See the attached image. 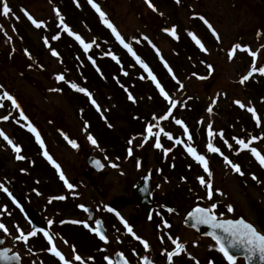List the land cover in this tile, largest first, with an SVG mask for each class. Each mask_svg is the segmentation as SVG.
I'll use <instances>...</instances> for the list:
<instances>
[{"label": "rangeland", "instance_id": "rangeland-1", "mask_svg": "<svg viewBox=\"0 0 264 264\" xmlns=\"http://www.w3.org/2000/svg\"><path fill=\"white\" fill-rule=\"evenodd\" d=\"M5 3L11 12L7 17L2 15L0 6V132L4 134L0 136L1 202L8 204L3 195L8 193L7 184L17 185L22 179L40 190L44 179L50 186L59 182L67 187L45 158L43 153L47 151L68 183L72 182L69 191L78 193L73 203L77 204L78 229L67 236L80 237L81 252H85L88 243L81 234L82 220L86 221L82 207L89 204L90 195L97 193L105 201L118 194L129 195L128 190L131 192L144 172L156 176L169 174L173 176L170 189H176L173 185L178 189L177 194L171 190V196L164 195L169 201L166 206L171 208L175 204L177 212L157 213L156 205L154 221L143 223L127 238L142 254L152 252L158 264L169 263L167 254L170 249L176 251V242L184 250L172 258L173 264H228L213 242L197 239V233L182 225L183 218L195 206L215 205L214 214L219 218L241 217L264 234V166L250 150H242L237 143L243 140L249 149L254 148L264 156V75L257 71L241 83L252 69L253 56L240 50L249 49L255 54L256 68L264 67V0H179V3L177 0H92V3L6 0ZM93 3L135 56L117 40ZM25 12L43 26L37 28ZM204 20L212 26L211 30ZM64 27L73 35L65 32ZM173 28L175 36L169 34ZM77 35L91 45L87 52L75 39ZM192 35L200 40L205 51ZM236 45L240 49L230 58ZM137 58L147 65L169 99L176 103L175 108L161 95ZM59 76L64 79L58 81ZM70 85L85 89L95 105ZM4 93L17 101L19 109L4 98ZM248 109L255 110V117ZM170 110L171 116L162 119ZM21 111L26 121L20 119ZM176 121L187 127L191 141ZM29 123L39 133L43 149L36 135L28 130ZM149 126H154V133L163 129L173 139L161 133V148H156V137L147 133ZM89 136L96 140V145L89 141ZM176 139L182 143L176 144ZM210 140L219 153L207 150ZM69 141L78 147L73 148ZM189 144L206 158L211 176L186 151ZM13 145L21 149L19 155L23 159L16 158ZM90 156L103 161L105 168L100 172L90 170L86 163ZM113 164L116 167H111ZM234 166H239V173ZM122 172L126 177L118 182L123 178ZM201 178L205 185H201ZM153 181L159 183L157 178ZM122 182L127 184L126 188H122ZM207 184L212 186L211 199ZM155 195L158 198L163 194L157 189ZM38 200H45L42 193ZM6 211L11 213L10 208ZM158 216H162L161 223H155ZM4 217L5 211L0 208V221L7 223L5 234L11 237L10 224L14 221ZM115 223L123 233L120 222ZM141 241L148 244L147 250H143ZM236 261L244 264L242 259Z\"/></svg>", "mask_w": 264, "mask_h": 264}, {"label": "flooded vegetation", "instance_id": "flooded-vegetation-1", "mask_svg": "<svg viewBox=\"0 0 264 264\" xmlns=\"http://www.w3.org/2000/svg\"><path fill=\"white\" fill-rule=\"evenodd\" d=\"M98 160L103 167L96 172H100L105 168L103 161L100 159ZM90 170L95 171V169L92 168H90ZM120 174H122L123 178L118 179V182L123 181V179H125L124 177H126L125 173L122 172ZM144 176H148L151 188V210L147 215L143 211L141 204L133 196L135 185L139 183ZM172 177L173 176L166 173L156 176L151 172H144L134 187L132 186L131 192L128 190L130 193L129 195L118 194L116 197H112L106 201L103 197L101 198V195L99 197L97 193L90 195L89 204L82 207L86 221L85 219L82 220L83 226L81 225V228L83 230H81V234H83V239L88 241L85 246V252H81L82 248H80L79 243L80 237L79 239H76V237L73 238L67 236L68 234H71L70 232H74L73 230L78 229V223L76 221L78 218L76 211L77 204H73L74 195L78 198L76 190H72L71 193L69 191L71 189L63 184H59V182H57V185L53 183V186H50L49 184H46V181H48L47 179H44L45 184L42 186L41 190L29 185V182L24 179L20 182H16L17 185L7 184V188L9 189L8 193L3 195H5L8 204L5 205L3 203L4 201L1 202L0 200V208L2 211L3 209L5 211L4 218H9V222H14L10 224L9 233L11 237L5 234L4 230L0 229V247L7 248L10 255L18 256V264H81L80 261L75 259V256L77 255L81 257L83 264H108L109 260L115 264V254H118L119 256L122 255L129 264H142V261L146 256L149 257L150 261L158 264L157 260L153 258L154 254L152 252L150 254H144V251L142 254L141 249L134 246V242L131 244V241L127 239L130 233L125 227V223H127L132 231L136 232L143 223L154 221L152 215L157 212L155 208L156 205L159 207L157 213L171 214L177 212V206L175 204L171 208L166 206L169 201H166L165 197L171 196L172 193L170 192L172 191H175L173 194L178 193V189L175 185H173V188L176 189H170L169 181H171ZM154 178L159 179L158 184H154ZM162 179L165 180L162 181ZM121 184L123 185L122 188L127 187L126 183L122 182ZM93 188L95 190L94 192H97V187L93 186ZM157 189L163 194L158 198L155 195V190ZM41 193L45 200L39 201L38 196ZM61 196L64 197L63 200L57 199ZM22 200H24V203L28 207L33 209V211H31L30 221L25 218L17 207V202L20 203ZM9 208L11 209V213L6 211ZM109 208H111L112 211H107ZM122 219L125 223L121 222ZM161 219L162 216H158L155 223H161ZM49 221H51V224H49ZM97 221L100 222L101 231L106 236L107 243L100 240L95 234ZM115 222H120L119 225H122L120 227H123V233ZM0 224L3 223L0 221ZM3 225L5 228L7 227V223H4ZM85 225L88 227H85ZM37 229H39V231L36 232V235L31 236L30 234ZM44 232H48L49 235L53 237L52 244H54L57 251L64 256L63 262L57 256L52 254V244H49L48 238L45 237ZM21 233L29 236L27 243H24L19 239ZM115 233H117L118 236ZM74 234L77 235L78 233L75 232ZM200 238L201 237H198L197 239ZM89 244L90 247H87ZM140 244L144 245L143 243ZM66 247L68 248V252H66ZM142 248L145 250V247ZM171 252L172 249H170L169 253ZM138 253H140V255H137ZM166 260L168 262V258H166Z\"/></svg>", "mask_w": 264, "mask_h": 264}, {"label": "snow or ice", "instance_id": "snow-or-ice-1", "mask_svg": "<svg viewBox=\"0 0 264 264\" xmlns=\"http://www.w3.org/2000/svg\"><path fill=\"white\" fill-rule=\"evenodd\" d=\"M90 3H92V0H89ZM177 3H179V0H177ZM93 8L96 9V11L100 14L101 18L104 20L105 24L107 25V27L111 28L113 33L116 35L117 40L126 48L128 49V51L130 53H132L135 56V53L132 52V48L126 44L124 42V40L120 37L119 33L116 32V29L112 26L111 23H108L107 19L105 18V14L99 9V7H97L96 4H92ZM152 5L149 4V7H151ZM155 10V9H153ZM11 12V9L9 8L7 3H3L2 4V15L4 16H9ZM25 15L28 16L29 20H32L33 24L39 28L42 27L43 25L41 23L36 22L35 20L32 19V17L30 15H28L27 12H25ZM57 15L59 16V12H57ZM200 19H204L203 17H201ZM63 22V18L61 17V23ZM204 23L208 25L209 29L211 30L212 26L210 24H208V22L206 20H204ZM64 31L68 32L69 35H73V33L67 28L64 27ZM170 35L175 36V29L173 28L171 30V32L169 33ZM213 35H216V33L213 31ZM59 37H55V39H58ZM193 40L195 41V43L200 47V49L202 51H205L203 44H201L200 40L196 38L195 35H192ZM75 39L78 40L81 45L84 47L85 51L87 52L89 50V48L91 47L90 44H86L81 38L80 36H75ZM138 42V41H137ZM47 43V41H46ZM236 49H240L239 45H236L233 53H230V58L231 56L234 54ZM242 51H247L249 52V55L253 56V65H252V69L249 73L248 76L243 77V79L241 80V83H244V81L248 80L250 78V76L254 73H256L257 71L259 72L260 75H264V67H261L259 69L256 68L255 66V54L252 53L249 49H240ZM53 56H56L57 53L55 51L52 52ZM114 60L116 59L115 56L112 57ZM119 62V61H117ZM137 62L141 63V66L144 67L145 71L148 73L149 78L156 84V87L160 90L161 95L164 96V98L166 100H169V103L171 104L172 108L176 107V103L171 101L169 99V96L167 93H165L164 89L160 86L159 82L156 81V77L152 74V72L148 69L147 65L143 64L139 58H137ZM171 71V70H169ZM126 74V73H125ZM63 76H59L57 77V80H63ZM71 87H73L76 91L78 92H83L84 95L88 96L90 100H92L91 94L88 93L85 89L76 87V85H70ZM4 98H6L7 100L11 101L12 105L19 109V104L17 103V101L9 94L4 93ZM130 99H132V97H129ZM92 103L95 105V101L92 100ZM239 103V102H237ZM2 106V105H0ZM240 107H244V105L240 104ZM97 110H99V108L97 107ZM249 111L252 112L253 116L255 117L256 113L254 109H248ZM208 111L211 113L212 108L210 107L208 109ZM171 110L162 118L164 120H167L169 118V116H171ZM4 119H7V117H5ZM20 119L23 120H27V118L24 116L23 112H20ZM154 119H156L154 117ZM177 124H179L181 127L184 128V132L187 135L188 133V129L187 127L184 126L183 122L181 121H176ZM257 123L259 124V119H257ZM159 125V121H157V125L156 127H158ZM153 127L154 126H149L147 128V133L148 136H155L156 137V143H155V147L156 148H161V143H160V134L164 133L163 129H159V132L154 133L153 132ZM28 130L33 132L36 135V139L38 141V143H40L41 148H44V143L40 138L39 133L37 132V130L31 126V124H28ZM165 135H167V138L169 140H172L173 137L170 134L164 133ZM4 134L2 132H0V136H3ZM214 134L211 132V125H209V136L212 137ZM221 138H223V134L221 133ZM4 139L8 141V143L10 145H12V141L8 139V137L4 136ZM65 139H67V137H65ZM89 141L93 144L96 145V140L93 139V137L89 136L88 137ZM187 140L191 141L192 140V136L191 135H187ZM145 142H147V138L145 139ZM176 144H181L182 141L179 139H176L174 141ZM69 143L71 144V146L73 148L78 147V145L74 142V141H69ZM129 143L131 144V141H129ZM237 143L241 145L242 150L243 149H248L252 152V154L257 158V160L259 161V163L261 164V166H264V156H262L260 153H258L254 148L249 149V144L245 143L243 140H237ZM13 150L17 153V159H23L22 156L19 155L21 149L18 146L13 145ZM207 150L209 152H213V153H219V149L217 147H214L213 144L211 143V140L209 141L208 145H207ZM186 151L199 163L202 165L204 171L206 173L209 174V176H211V173L209 172V168H208V161L206 160V158L203 155H200L196 152L195 148H193L190 144L186 147ZM44 156L46 159L49 160L50 163H52L53 167H55L57 169V172L60 173V179L63 180L65 182V184L67 185V187L69 189L72 188V185L68 183V181L65 179L64 174L60 171V166L58 164H56L53 160L52 157L49 156V154L47 153V151H44ZM132 152L131 150H129V155H131ZM167 154V153H165ZM225 162L228 164H231V161H228L227 159H225ZM97 167L98 168H102L103 166L100 164L99 161L96 162ZM111 167H116L115 164L111 165ZM234 171L236 172H240V168L239 166H234ZM242 174V173H241ZM255 179V177H253ZM200 183L201 185H205V181L203 178L200 179ZM209 189L208 191V197L209 199L212 198V186L211 184H207L206 185ZM0 188H3V185L0 184ZM4 191H7V189H3ZM57 199H61L63 200L64 197H58ZM87 210V209H85ZM230 212L233 210L231 208V206H229L228 209ZM108 211H112L111 208L108 209ZM171 211V210H170ZM215 212V205H213L211 208L205 210L202 208H197L195 210V213L193 215V219L195 220L196 224H205V225H209L213 230L219 229L222 233H224L223 236L217 235L215 231H213L211 233L213 239L216 241V244L219 246L218 247V251L221 252L224 256V258L226 259V261L228 262V264H237L236 261V253L235 251H230V250H235L237 248H242L244 252H246L248 254L247 259L249 261H251L253 259L254 256L258 255V258L260 261L264 262V234H261L260 232H258V230L250 223H246L243 219L233 222V221H226V222H218L216 216L214 215ZM122 223H125L123 221V219L121 220ZM75 223V222H72ZM49 224H51V221H49ZM166 227H170V225H165ZM85 227H88L87 225H85ZM125 227L128 229L129 233H132V229L130 227H128L127 223H125ZM0 229L4 230L5 233H7V229L5 228V226L3 224H0ZM39 231V229L33 231L30 235L31 236H35L36 232ZM95 234L99 237L100 240L104 241L105 243H107V239L106 236L103 234V232L101 231V225L100 222L97 221V226L95 229ZM44 235L46 238H48L49 244H52V240L53 237L49 235L48 232H44ZM138 238V237H137ZM19 239H21L24 243H27L29 236L25 235L24 233L20 234ZM227 242V244L225 243ZM141 243L144 244L145 249H148V244L144 241H141ZM183 246L176 242V251L168 253V261L169 264H172V258L174 256H178L180 255V253L183 251ZM51 252L53 255L57 256L62 262L64 261V256L57 251L56 247L54 244H52V248H51ZM6 258V254H4V257ZM12 259L15 260H19L18 256L12 257ZM75 259L77 261H80L81 264H83V261L81 260L80 256H75ZM121 260L123 261V264H128L127 260L123 259V256L121 255ZM108 264H113V262L111 260L108 261ZM144 264H149V261L147 260V258H145L144 260Z\"/></svg>", "mask_w": 264, "mask_h": 264}, {"label": "water", "instance_id": "water-1", "mask_svg": "<svg viewBox=\"0 0 264 264\" xmlns=\"http://www.w3.org/2000/svg\"><path fill=\"white\" fill-rule=\"evenodd\" d=\"M2 2V0H0V3ZM96 160H94L92 157H89L87 159V163L91 166V167H95L96 169L97 164H96ZM133 196L138 200V202L141 204L143 211L145 212V214H148L149 210H150V196H151V188L150 185L148 183V178L144 177L142 179V181L135 187L134 191H133ZM197 208H201V207H195L193 208L185 217L184 220V225L187 227L192 228L193 230H195L199 235L201 236H206V237H210L215 243L216 241L213 239L211 233L213 231L216 232L217 235L223 236L224 233H222L219 229L213 230L209 225H205V224H196L195 220L192 218L195 210ZM204 209V208H202ZM207 210V209H205ZM25 211L27 212V214L29 213V209L25 208ZM240 219L237 220H231V219H226V220H217L218 222H226V221H239ZM247 223V222H246ZM227 244V242H225ZM217 245V244H216ZM218 246V245H217ZM219 247V246H218ZM230 251H235L236 256L235 258H242L244 259V263L245 264H264V262L260 261L257 256H254L253 259L251 261H249L247 259L248 254L246 252L243 251L242 248H237L235 250H230ZM116 264H123L122 260H119V258H116ZM5 263V259L4 258H0V264H4ZM151 264V263H150Z\"/></svg>", "mask_w": 264, "mask_h": 264}, {"label": "bare ground", "instance_id": "bare-ground-1", "mask_svg": "<svg viewBox=\"0 0 264 264\" xmlns=\"http://www.w3.org/2000/svg\"><path fill=\"white\" fill-rule=\"evenodd\" d=\"M138 201V200H137Z\"/></svg>", "mask_w": 264, "mask_h": 264}]
</instances>
